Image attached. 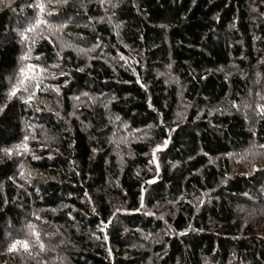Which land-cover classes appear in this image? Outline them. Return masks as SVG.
<instances>
[{"label":"trees","instance_id":"obj_1","mask_svg":"<svg viewBox=\"0 0 264 264\" xmlns=\"http://www.w3.org/2000/svg\"><path fill=\"white\" fill-rule=\"evenodd\" d=\"M0 264H264V0H0Z\"/></svg>","mask_w":264,"mask_h":264},{"label":"snow or ice","instance_id":"obj_2","mask_svg":"<svg viewBox=\"0 0 264 264\" xmlns=\"http://www.w3.org/2000/svg\"><path fill=\"white\" fill-rule=\"evenodd\" d=\"M23 85V82H21V86ZM15 94V92H13L12 93V95H14ZM17 243H19V242H17ZM24 247H25V249L27 248V244L25 243L24 244ZM16 248V245H13V250Z\"/></svg>","mask_w":264,"mask_h":264}]
</instances>
